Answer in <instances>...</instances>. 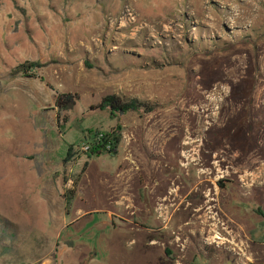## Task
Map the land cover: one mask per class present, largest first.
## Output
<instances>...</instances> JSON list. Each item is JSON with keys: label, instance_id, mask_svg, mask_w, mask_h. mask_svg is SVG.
<instances>
[{"label": "rangeland", "instance_id": "374dc122", "mask_svg": "<svg viewBox=\"0 0 264 264\" xmlns=\"http://www.w3.org/2000/svg\"><path fill=\"white\" fill-rule=\"evenodd\" d=\"M0 264H264V0H0Z\"/></svg>", "mask_w": 264, "mask_h": 264}, {"label": "trees", "instance_id": "16d2710c", "mask_svg": "<svg viewBox=\"0 0 264 264\" xmlns=\"http://www.w3.org/2000/svg\"><path fill=\"white\" fill-rule=\"evenodd\" d=\"M76 100V95L59 96L56 101V106L58 108L61 107V109H68L75 103ZM141 106L142 105H140L137 101L130 104H123L118 98L114 96H107L101 101L98 107L100 109L108 108L111 112L118 111L120 113L128 112L130 110L138 111L140 110ZM99 137H101L100 140H98ZM120 141L121 136L118 133L106 134L96 132L94 140L89 143L90 150L86 154L89 157L101 156L102 154L106 153L115 155Z\"/></svg>", "mask_w": 264, "mask_h": 264}, {"label": "bare ground", "instance_id": "6f19581e", "mask_svg": "<svg viewBox=\"0 0 264 264\" xmlns=\"http://www.w3.org/2000/svg\"><path fill=\"white\" fill-rule=\"evenodd\" d=\"M190 100H191V99H190ZM205 101H206V100H205ZM214 101H215V100H212V102H214ZM185 102H186V101H185ZM185 102H182V106H185ZM188 102H190V101H188ZM188 102H187V103H188ZM191 102H192V101H191ZM191 102H190V103H191ZM202 102H203V101H202ZM209 102H210V101H209ZM212 102H211V103H212ZM193 104H194V102H193ZM187 105H188V104H187ZM187 105H186V106H187ZM186 106H185V108H186ZM173 108H174V107H173ZM192 108H193V107H192ZM193 109H194V108H193ZM176 110H177V109H176ZM183 110H184V109H183ZM185 110H187V109H185ZM191 110H192V109H191ZM195 110H196V109H195ZM172 111H173V110H172ZM172 111H171V112H172ZM196 111H197V110H196ZM171 112H170V113L168 112V113L170 114V117H172ZM172 113H173V112H172ZM188 113H189V112H188ZM191 113H194V115L197 116V113L194 112L193 110H192ZM183 114H184V113H183ZM166 115H168V114H166ZM187 115H188V114H187ZM190 115H191V114H190ZM190 115H189V116H190ZM194 115H192V116H194ZM189 116H188V117H189ZM195 116H194V117H195ZM167 117H169V116H167ZM180 118H181V117H180ZM183 118H184V117H183ZM169 119H170V118H169ZM173 119H174V118H173ZM196 119H197V118H196ZM165 120H166V118H165ZM197 120H198V119H197ZM180 121H181V120H180ZM188 123H189V122H188ZM171 124H172V120H171V119L166 121L165 126H164V128H166V130H165L164 133L162 134L163 136H165V135H169L168 127H167V126H170ZM195 124H196V123H195ZM195 124H194V125H195ZM200 124H201V119H200V117H199V120H198V123H197V128H199ZM192 127H193V126H192ZM195 127H196V126H195ZM158 128H159V127H158ZM190 129H191V127H190ZM194 129H195V128H194ZM199 129H200V128H199ZM169 130H170V129H169ZM171 130H172V129H171ZM189 131H190V130H189ZM189 131H188V132H189ZM155 134H156V133H155ZM163 136H162L161 138H163ZM157 138H159V135H155V136H153V138H152V139H153V143H155V141L157 140ZM190 145H191V143L186 142V141H185V143L182 144V146L180 147L181 151H183V153H182L183 155H181V158H183V159L185 158V159H186L187 157H189L188 154H187V152H186V149H187L188 146H190ZM183 165H184V164H183ZM179 206H180V205H179ZM190 207H191V206H190ZM168 209H170V208H168ZM187 210H189V207H188ZM167 214L170 215V212H168ZM163 215H164V214H163ZM173 215H174V214H173ZM163 217H164V216H163ZM172 217H173V216H172ZM171 219H172V218H171ZM171 219L168 218L169 221H170ZM199 221H200V220H199ZM199 221H198V219L195 220V218H193V223H194V224L196 223V225H197ZM191 225H193V224H191ZM191 225H190V226H191ZM194 226H195V225H194ZM214 239H216V240H221V238H220L219 236H216Z\"/></svg>", "mask_w": 264, "mask_h": 264}, {"label": "built area", "instance_id": "2783aa9c", "mask_svg": "<svg viewBox=\"0 0 264 264\" xmlns=\"http://www.w3.org/2000/svg\"><path fill=\"white\" fill-rule=\"evenodd\" d=\"M100 138H101V137H99L98 140H100ZM89 150H90V145H89V144H86V145H84V146L82 147V151H83L84 153L89 152Z\"/></svg>", "mask_w": 264, "mask_h": 264}, {"label": "crops", "instance_id": "0c3cea01", "mask_svg": "<svg viewBox=\"0 0 264 264\" xmlns=\"http://www.w3.org/2000/svg\"><path fill=\"white\" fill-rule=\"evenodd\" d=\"M174 192H175L174 190L171 191L172 195L174 194Z\"/></svg>", "mask_w": 264, "mask_h": 264}, {"label": "water", "instance_id": "95a60500", "mask_svg": "<svg viewBox=\"0 0 264 264\" xmlns=\"http://www.w3.org/2000/svg\"><path fill=\"white\" fill-rule=\"evenodd\" d=\"M120 114L122 115V114H123V112H120Z\"/></svg>", "mask_w": 264, "mask_h": 264}]
</instances>
